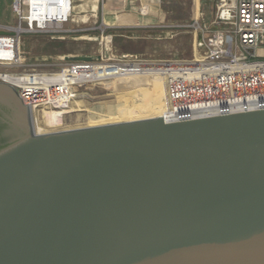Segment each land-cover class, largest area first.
Returning <instances> with one entry per match:
<instances>
[{
	"label": "water",
	"instance_id": "obj_1",
	"mask_svg": "<svg viewBox=\"0 0 264 264\" xmlns=\"http://www.w3.org/2000/svg\"><path fill=\"white\" fill-rule=\"evenodd\" d=\"M0 264H264V112L37 134L0 83Z\"/></svg>",
	"mask_w": 264,
	"mask_h": 264
},
{
	"label": "built area",
	"instance_id": "obj_2",
	"mask_svg": "<svg viewBox=\"0 0 264 264\" xmlns=\"http://www.w3.org/2000/svg\"><path fill=\"white\" fill-rule=\"evenodd\" d=\"M86 0H13L17 24L0 32V83L13 87L33 115L65 111L75 91L104 80L158 78L166 85L164 106L168 123L206 118H230L247 112H264V0H217L209 25L197 19L178 26L194 35L200 54L189 60H142L112 57L96 62H69L59 72H26L22 41L26 36L109 37L106 5L97 0L99 18L83 20L75 5ZM199 37L202 45H199ZM109 47H106V49ZM110 62V63H107ZM106 66V67H105ZM120 69L124 76L103 78L98 71Z\"/></svg>",
	"mask_w": 264,
	"mask_h": 264
},
{
	"label": "crops",
	"instance_id": "obj_3",
	"mask_svg": "<svg viewBox=\"0 0 264 264\" xmlns=\"http://www.w3.org/2000/svg\"><path fill=\"white\" fill-rule=\"evenodd\" d=\"M12 3L13 0H0V32L4 27L17 24ZM216 3L217 0H111L106 5L104 16L105 24L110 27L106 40L108 50L112 57L119 58L141 56L150 58L146 60L156 57L170 60L192 59L193 53L189 52L192 47L194 55L200 54L199 48L195 49L194 46L195 37L190 32L178 29V26L195 19L209 25ZM97 8V0H86L75 5L78 12H83V20H97ZM176 30L180 32L175 33ZM160 33L167 36L163 37ZM41 42L39 47L30 50L33 53L31 55L80 56L79 53L70 52V41H54L53 38L46 37Z\"/></svg>",
	"mask_w": 264,
	"mask_h": 264
},
{
	"label": "rangeland",
	"instance_id": "obj_4",
	"mask_svg": "<svg viewBox=\"0 0 264 264\" xmlns=\"http://www.w3.org/2000/svg\"><path fill=\"white\" fill-rule=\"evenodd\" d=\"M177 30L175 33L180 32ZM160 34L163 37L167 36L165 33ZM46 37L48 36L37 35L26 36L23 38L22 53L24 54L26 61L24 63V68L19 69V72L25 69L26 72L36 71L39 73H51L59 72L62 69V66L66 62H41V59L43 58L42 56L35 57L34 55H31L33 53H31L30 50L34 47H39L42 43L41 39ZM70 43L71 44L68 47L70 52L72 51L74 54L79 53L80 56L83 54H91L90 56H97L101 53L104 54L106 47H109V44L105 45L104 43L101 44L100 42L93 41H70ZM189 52L193 53L191 55L192 58H194V47H192ZM125 58H138L142 60L150 59L141 56H127ZM156 58H152V60L159 59L158 57ZM159 60H170V58ZM148 84L149 82H146L144 77L135 76L131 78L104 80L95 84L86 85L75 91V97L73 98L71 105L74 110L70 113L59 115L58 118L63 121L62 125L54 128L48 126L45 123L44 115L45 112L50 111L45 110L43 112L35 113V131L37 132L38 128H41L45 131L44 133H52L149 119L150 116L153 115L151 109L163 105L166 92L161 85ZM164 88L166 89L165 84ZM144 90H149L151 96H148ZM157 91L162 92L159 97H156L154 94ZM78 106L79 108H77Z\"/></svg>",
	"mask_w": 264,
	"mask_h": 264
},
{
	"label": "bare ground",
	"instance_id": "obj_5",
	"mask_svg": "<svg viewBox=\"0 0 264 264\" xmlns=\"http://www.w3.org/2000/svg\"><path fill=\"white\" fill-rule=\"evenodd\" d=\"M105 67H104V70L97 72V74H99L103 78H109L108 75L120 77V76H124L125 74H128V73L138 74V72H139L138 69H135V70L133 69L132 72H127V70L120 69V67H117L116 69H111V70H109V69L107 70ZM144 79H145L146 82L147 81L149 82L148 85H152V84L161 85L163 87V89L165 90V92H166V89L164 88V81H162L161 79H158V78H144ZM144 91L148 94V96H151V92L149 90H144ZM154 94H155L156 97H159L162 94V92L161 91H157ZM71 105H72V103H71ZM71 105L69 106V108L67 110L62 111V112H55V111L54 112H45V115H44L45 123L48 126H50L51 128L58 127V126L62 125L63 121L60 118H58V117L61 114L72 112L74 109L72 108ZM77 108H79V106ZM151 113L153 115L150 116V118H157V117H160V116H164L165 119H167L168 121L171 120V116L173 115V114H169L167 112V110H166V108L164 106V103H163V105H161L158 108L151 109ZM44 132L45 131L43 129L38 128L37 134H43Z\"/></svg>",
	"mask_w": 264,
	"mask_h": 264
}]
</instances>
